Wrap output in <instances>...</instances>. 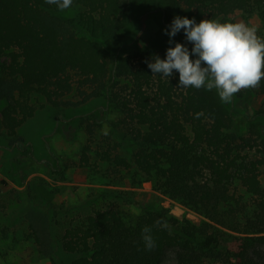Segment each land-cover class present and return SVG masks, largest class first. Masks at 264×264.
<instances>
[{"label": "trees", "instance_id": "1", "mask_svg": "<svg viewBox=\"0 0 264 264\" xmlns=\"http://www.w3.org/2000/svg\"><path fill=\"white\" fill-rule=\"evenodd\" d=\"M145 14L165 27L173 16L264 25V0H0V151L8 176L24 175L23 191L0 179V236L24 227L33 245L50 241L54 264H164L169 254L173 264H264V126L241 134L215 89L180 87L175 70L152 75L153 54L133 49ZM172 39L184 43L182 32ZM245 93L264 97V79L233 97ZM45 106L69 140L85 138L77 161L50 172H85L74 203H55L59 187L41 177L24 182L32 146L21 130ZM145 182L205 220L177 218L152 194L143 202ZM30 202L47 206L44 218L30 220ZM129 205L139 212L121 211Z\"/></svg>", "mask_w": 264, "mask_h": 264}, {"label": "rangeland", "instance_id": "2", "mask_svg": "<svg viewBox=\"0 0 264 264\" xmlns=\"http://www.w3.org/2000/svg\"><path fill=\"white\" fill-rule=\"evenodd\" d=\"M243 22L255 27L256 32L264 33V25L258 17H253ZM164 28L165 26L162 25V19L159 14H145L141 18L136 45L133 49L140 51L148 49L153 55L162 56L164 48L168 46L167 41L169 39L162 33V29ZM95 105L96 103H91L80 109V112L89 111ZM225 105L233 116L234 122L239 127L241 134H246L249 125L252 123L264 126V97L253 93H245L241 98L232 96L231 100L225 103ZM106 131L107 127L103 129V132ZM21 133L27 141H30L32 146L31 158L23 159L26 165L25 173H27L24 182L32 180L34 177H41L51 185L59 187V193L53 199L57 204L61 202L74 203L79 197L82 198L84 194L82 188L89 185V179L84 171L80 169H67L65 180L54 178L57 175L53 174L52 176L50 172L59 166L64 164L71 165L74 161H77L79 150L85 141L83 133L75 132V139L69 140L63 133L61 125L55 122L53 114L47 106L38 110L35 116L24 124ZM17 155L20 156L21 154ZM8 158L2 157V152L0 151V179L8 181L9 188H17L23 191L24 186H18L20 185L18 183L22 181L24 175L20 174L19 177L15 178L9 177L11 174L3 165V163L5 164L8 161ZM123 188H127V185ZM0 189L5 191L8 187H3L0 184ZM140 190L144 192V195L141 197L143 202L150 197H148L149 194H152L154 196L152 198L154 203H158V205L167 209L171 215L177 218H187L195 224H199L205 220L204 217L181 205L179 202L153 192L150 182L143 183ZM31 204V202L26 204L29 208L27 216L30 220L38 221L35 219H39L41 215L44 218L47 206L37 207ZM121 211L137 214L139 208L129 205L124 206ZM24 230H26L24 227H16L14 231L12 230L13 232L10 231L9 237L6 240L0 236V264H54L52 258L55 259L57 250L53 251V245L49 243L50 241L41 240L42 247L39 248L33 245L31 241L24 239ZM262 250L264 254V247ZM173 263V254H169L164 264Z\"/></svg>", "mask_w": 264, "mask_h": 264}, {"label": "clouds", "instance_id": "3", "mask_svg": "<svg viewBox=\"0 0 264 264\" xmlns=\"http://www.w3.org/2000/svg\"><path fill=\"white\" fill-rule=\"evenodd\" d=\"M49 2L67 8L72 0ZM180 32L184 43L172 39ZM162 33L169 38L170 46L165 49L163 59L153 55L150 62L145 61L152 75L169 79L175 70L178 86L215 89L225 103L240 89L256 87L264 79V38L256 34L255 27L243 21L221 22L206 18L197 22L173 16ZM154 223L167 228L166 222ZM141 239L145 250L155 247L150 227L141 229Z\"/></svg>", "mask_w": 264, "mask_h": 264}]
</instances>
